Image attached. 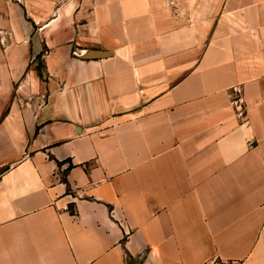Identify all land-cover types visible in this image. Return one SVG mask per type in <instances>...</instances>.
<instances>
[{"label": "crops", "instance_id": "0c3cea01", "mask_svg": "<svg viewBox=\"0 0 264 264\" xmlns=\"http://www.w3.org/2000/svg\"><path fill=\"white\" fill-rule=\"evenodd\" d=\"M10 1L0 264H264V0Z\"/></svg>", "mask_w": 264, "mask_h": 264}, {"label": "rangeland", "instance_id": "374dc122", "mask_svg": "<svg viewBox=\"0 0 264 264\" xmlns=\"http://www.w3.org/2000/svg\"><path fill=\"white\" fill-rule=\"evenodd\" d=\"M201 0H168L169 8L176 14V16L182 21H193L202 16H213L212 12H209L210 7L200 8ZM211 0H203L204 5L211 4ZM10 0H0V24H4L5 21L13 19L14 9L11 6ZM213 4V3H212Z\"/></svg>", "mask_w": 264, "mask_h": 264}, {"label": "built area", "instance_id": "2783aa9c", "mask_svg": "<svg viewBox=\"0 0 264 264\" xmlns=\"http://www.w3.org/2000/svg\"><path fill=\"white\" fill-rule=\"evenodd\" d=\"M231 103L238 117L243 118L245 113V97L242 86H235L231 92ZM215 264H223L216 262ZM229 264H236L230 262Z\"/></svg>", "mask_w": 264, "mask_h": 264}, {"label": "trees", "instance_id": "16d2710c", "mask_svg": "<svg viewBox=\"0 0 264 264\" xmlns=\"http://www.w3.org/2000/svg\"><path fill=\"white\" fill-rule=\"evenodd\" d=\"M38 70H39V72H42V65H39V66H38ZM71 166H72V165H71ZM71 166H70V167H71Z\"/></svg>", "mask_w": 264, "mask_h": 264}]
</instances>
